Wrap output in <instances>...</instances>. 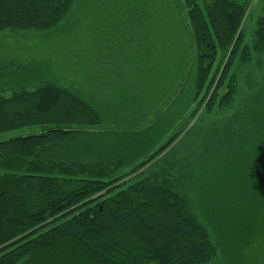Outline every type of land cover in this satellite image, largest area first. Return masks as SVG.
Wrapping results in <instances>:
<instances>
[{
	"label": "trees",
	"instance_id": "trees-1",
	"mask_svg": "<svg viewBox=\"0 0 264 264\" xmlns=\"http://www.w3.org/2000/svg\"><path fill=\"white\" fill-rule=\"evenodd\" d=\"M105 1L142 5L123 26L136 23L154 53L153 81L139 78L136 95L101 104L77 96L65 72L47 71L0 95V134L39 129L0 142V264H264V117L248 129L242 119L244 100L264 111V16L248 36L254 7L241 0ZM83 2L0 0V34L57 33ZM176 33L180 65L161 66L163 35ZM234 107L212 122L230 148V179L179 175L191 122ZM211 199L222 216L206 211ZM229 222L226 242L218 233Z\"/></svg>",
	"mask_w": 264,
	"mask_h": 264
},
{
	"label": "rangeland",
	"instance_id": "rangeland-1",
	"mask_svg": "<svg viewBox=\"0 0 264 264\" xmlns=\"http://www.w3.org/2000/svg\"><path fill=\"white\" fill-rule=\"evenodd\" d=\"M248 2L249 7H254L251 11L253 18L246 20L244 27L246 34L250 36L254 21L259 16H264V1L262 0H241ZM100 4V3H99ZM102 13L94 15L93 0H84L70 19V25L55 33L56 31L39 33L17 34L6 32L0 34V95L8 96L9 86L16 84L19 79L40 77L43 72H51L54 76L58 73L67 77L68 85L75 90L84 100L88 102L98 101L101 104H112L120 97H129L134 93L141 81H153L154 53L152 50H145L143 44H139L138 39L142 38L135 21L132 32L125 31L123 23L128 19L126 12H137L142 5L131 3L116 4L102 0L100 4ZM167 8L162 7L165 18L172 14ZM263 9V10H262ZM133 12V13H134ZM98 24L99 31H93L94 25ZM164 49L157 56L160 65L168 67L172 63L180 65L181 55L185 51V41L183 35L164 34ZM153 43L151 38V44ZM152 49L153 46L151 45ZM146 51V52H145ZM148 54L149 57H145ZM142 66L145 72H150L149 78L146 75L141 77L138 74V67ZM250 68H241L240 73L245 75ZM113 103V104H114ZM243 117L247 124L257 125L261 122L263 115L256 114L250 110V102L243 101ZM235 111L227 110L217 115L202 114L201 119L193 120L190 124L194 129L188 133L179 148L177 170L179 175L194 173L196 176L208 180H217L221 176L230 179V148L225 146L224 135L215 133L212 122L222 121L230 117ZM250 119V120H249ZM36 127L22 128L16 131L0 134V142L24 137L37 133ZM260 131L254 129L249 134L253 139L260 137ZM224 143V144H223ZM260 145V144H259ZM261 146L258 148L260 150ZM176 158H172L170 163ZM201 196L199 201L209 193L199 190ZM226 196L230 202V193ZM228 203V202H227ZM217 204L213 199L206 204V211L217 209L214 212H222L214 205ZM230 208V205H229ZM229 208L221 207L223 211ZM218 235L226 240H230V222L225 223L219 230Z\"/></svg>",
	"mask_w": 264,
	"mask_h": 264
}]
</instances>
